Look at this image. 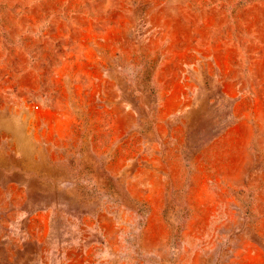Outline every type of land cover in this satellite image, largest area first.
Masks as SVG:
<instances>
[{
  "label": "rangeland",
  "instance_id": "374dc122",
  "mask_svg": "<svg viewBox=\"0 0 264 264\" xmlns=\"http://www.w3.org/2000/svg\"><path fill=\"white\" fill-rule=\"evenodd\" d=\"M0 264H264V0H0Z\"/></svg>",
  "mask_w": 264,
  "mask_h": 264
}]
</instances>
